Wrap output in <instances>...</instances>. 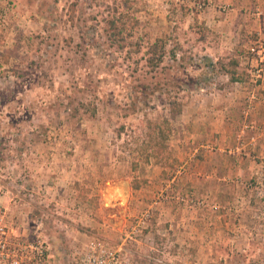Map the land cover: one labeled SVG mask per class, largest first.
<instances>
[{
  "label": "rangeland",
  "instance_id": "374dc122",
  "mask_svg": "<svg viewBox=\"0 0 264 264\" xmlns=\"http://www.w3.org/2000/svg\"><path fill=\"white\" fill-rule=\"evenodd\" d=\"M231 8L0 0L6 247L43 242L51 264L91 240L119 264H264V20Z\"/></svg>",
  "mask_w": 264,
  "mask_h": 264
},
{
  "label": "built area",
  "instance_id": "2783aa9c",
  "mask_svg": "<svg viewBox=\"0 0 264 264\" xmlns=\"http://www.w3.org/2000/svg\"><path fill=\"white\" fill-rule=\"evenodd\" d=\"M0 264H51L47 246L43 242L17 243L12 248L6 247L0 239ZM70 264H119L117 251L91 240L84 252Z\"/></svg>",
  "mask_w": 264,
  "mask_h": 264
},
{
  "label": "crops",
  "instance_id": "0c3cea01",
  "mask_svg": "<svg viewBox=\"0 0 264 264\" xmlns=\"http://www.w3.org/2000/svg\"><path fill=\"white\" fill-rule=\"evenodd\" d=\"M221 1V0H219ZM224 2L232 3V11L235 12V16H237V20L242 19L246 15V9L249 8V6L254 5L255 9L259 12H256L254 17L251 18L253 23L258 24V21L264 20V0H254V2H251L250 0H224ZM252 4V5H251ZM245 14V15H243ZM261 17L259 18V16Z\"/></svg>",
  "mask_w": 264,
  "mask_h": 264
},
{
  "label": "trees",
  "instance_id": "16d2710c",
  "mask_svg": "<svg viewBox=\"0 0 264 264\" xmlns=\"http://www.w3.org/2000/svg\"><path fill=\"white\" fill-rule=\"evenodd\" d=\"M160 57H161V52L158 53V54H156V61H155V62H152V60H151L150 58H148V62H149V63H152V64H151L152 66H155V65H157V63L160 61ZM134 165H135V164H133V169H134Z\"/></svg>",
  "mask_w": 264,
  "mask_h": 264
},
{
  "label": "bare ground",
  "instance_id": "6f19581e",
  "mask_svg": "<svg viewBox=\"0 0 264 264\" xmlns=\"http://www.w3.org/2000/svg\"><path fill=\"white\" fill-rule=\"evenodd\" d=\"M104 197H105V203H106V204H110L111 201H112L113 196H112V195L107 196V195L105 194Z\"/></svg>",
  "mask_w": 264,
  "mask_h": 264
}]
</instances>
